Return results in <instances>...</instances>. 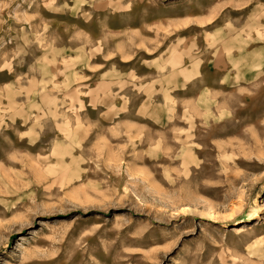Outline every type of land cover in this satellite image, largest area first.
Returning <instances> with one entry per match:
<instances>
[{"label": "rangeland", "instance_id": "1", "mask_svg": "<svg viewBox=\"0 0 264 264\" xmlns=\"http://www.w3.org/2000/svg\"><path fill=\"white\" fill-rule=\"evenodd\" d=\"M0 264H264V0H0Z\"/></svg>", "mask_w": 264, "mask_h": 264}]
</instances>
